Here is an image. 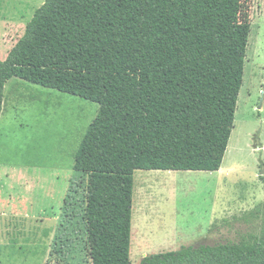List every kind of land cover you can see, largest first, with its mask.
<instances>
[{
	"label": "trees",
	"instance_id": "16d2710c",
	"mask_svg": "<svg viewBox=\"0 0 264 264\" xmlns=\"http://www.w3.org/2000/svg\"><path fill=\"white\" fill-rule=\"evenodd\" d=\"M143 3L44 0L0 59V113L13 78L98 104L72 164L88 176L91 264L131 263L135 170L220 169L244 83L249 23L145 20ZM140 264H264V219L238 242Z\"/></svg>",
	"mask_w": 264,
	"mask_h": 264
},
{
	"label": "rangeland",
	"instance_id": "374dc122",
	"mask_svg": "<svg viewBox=\"0 0 264 264\" xmlns=\"http://www.w3.org/2000/svg\"><path fill=\"white\" fill-rule=\"evenodd\" d=\"M0 5V59L44 0ZM145 20L250 24L234 129L217 171L135 170L130 264L150 254L238 242L264 219V0H144ZM0 113V264H91L88 176L73 154L98 104L9 80ZM251 211V213H250Z\"/></svg>",
	"mask_w": 264,
	"mask_h": 264
},
{
	"label": "crops",
	"instance_id": "0c3cea01",
	"mask_svg": "<svg viewBox=\"0 0 264 264\" xmlns=\"http://www.w3.org/2000/svg\"><path fill=\"white\" fill-rule=\"evenodd\" d=\"M9 0H0V5H9ZM213 172V171H210Z\"/></svg>",
	"mask_w": 264,
	"mask_h": 264
}]
</instances>
